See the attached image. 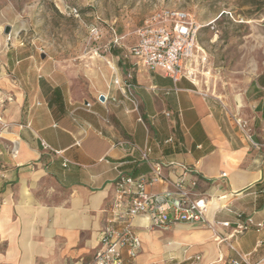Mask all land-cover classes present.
Returning <instances> with one entry per match:
<instances>
[{"label": "crops", "instance_id": "0c3cea01", "mask_svg": "<svg viewBox=\"0 0 264 264\" xmlns=\"http://www.w3.org/2000/svg\"><path fill=\"white\" fill-rule=\"evenodd\" d=\"M122 57L127 59L118 58L115 64L104 59L112 63L111 74H105L106 89L80 98L66 96L60 84L47 80L41 66L25 68L26 75H21L23 67L8 56L6 67L1 65L0 239L9 248L1 255L4 264H36V257L42 264H73L89 258L102 225L100 209L112 195L114 180L120 173L150 172L135 145H150L149 160L171 179L181 175L183 166L191 168L186 183L195 179V192L211 197V218L231 222V228L217 225L218 232L228 234L248 218L264 223V148L251 147L248 135L229 130L235 126L225 124L218 99L194 82L188 62V73L174 82L158 70L136 65L127 50ZM126 74L131 75L129 92L113 84V77L124 79ZM23 79L26 89L20 87ZM251 88L254 120L264 136V70ZM99 94L103 98L98 100ZM87 101L89 108L83 105ZM167 137L173 142L164 144ZM64 158L70 161L66 165ZM165 187L157 183L150 190ZM136 225L141 239L136 264H159L163 258L195 263V256L200 257L195 264H220V255L234 256L229 240L218 243L211 230L184 223L169 229L174 236L182 234L163 243L157 237L158 252L144 237L151 245L162 230L144 228L141 219ZM249 230L255 234L253 245L242 251L239 236ZM142 232H152V237L143 234V240L154 253L143 249ZM231 242L264 264V224L248 226ZM171 243L181 246L182 254H162V247Z\"/></svg>", "mask_w": 264, "mask_h": 264}, {"label": "rangeland", "instance_id": "374dc122", "mask_svg": "<svg viewBox=\"0 0 264 264\" xmlns=\"http://www.w3.org/2000/svg\"><path fill=\"white\" fill-rule=\"evenodd\" d=\"M68 6H75L79 14L68 15ZM163 6L184 9L201 25L196 36L201 50L196 48L187 61L193 68L210 71V76L198 74L199 88L218 99L225 124L235 126L229 130L248 135L251 147L264 148L261 125L254 120L255 96L249 94L264 70V0H0V70L1 65L6 67L8 56L9 62L23 67L21 75H26L25 68L41 66L47 80L60 84L66 96L97 93L107 87L106 72L111 74L104 59L114 64L118 58L124 60L123 53L136 43L135 31L142 19ZM7 24L11 32L5 34ZM116 37L122 38L121 47L114 45ZM114 48L118 54L111 53ZM24 80L20 87L26 89L29 84ZM238 94L243 99L241 108L235 104ZM149 233L142 232V240ZM173 234V230L163 229L160 235H150L151 245L144 240L149 248L158 246L159 252L157 237L163 243L182 233ZM254 236L252 230L239 236L242 251L251 249ZM144 240L143 249L148 251ZM182 249L171 243L162 247V254H182ZM8 250L7 241L0 239V264H4L1 255ZM164 259L159 264L179 263L178 259ZM35 263L42 261L36 257Z\"/></svg>", "mask_w": 264, "mask_h": 264}, {"label": "built area", "instance_id": "2783aa9c", "mask_svg": "<svg viewBox=\"0 0 264 264\" xmlns=\"http://www.w3.org/2000/svg\"><path fill=\"white\" fill-rule=\"evenodd\" d=\"M67 10L68 15L79 14L75 6H68ZM200 28L201 25L184 9L168 6L154 9L142 19L136 29L137 40L127 49V56H130L136 65L158 70L175 82L188 73L185 64L196 49V36ZM93 30H96V27H93ZM121 39L116 37L114 45L121 47ZM130 77V74H126L124 79L113 77V84L129 92L132 88ZM101 95L103 94L96 98L99 100ZM128 95L126 97L136 106L135 99ZM83 105L89 108L91 104L87 101ZM164 114L169 116L168 112ZM172 142V137L163 140L164 144ZM135 148L139 151L141 159L150 164L149 174L131 176L120 173L117 176L113 182L112 195L102 208L104 222L99 229L98 241L92 255L89 258L82 257L73 264H136L135 258L141 247L137 219L143 220L145 224L143 227L148 229H171L181 223L204 227L213 231L216 235L215 241L218 243L230 241L228 247L234 252V256L220 255L218 263H260V260L252 261V252H241L231 240L242 234L250 225L261 228L263 222L254 224L248 218L245 223L237 222L235 228L228 234L218 232L217 225L231 228V222L211 218V197L195 192L197 185L195 179L186 183V175L191 173V168L183 166L181 175L171 179L164 174L158 163L149 160L152 150L150 145L145 144L142 147L135 145ZM69 162V159H63V165ZM225 176L226 173L222 172L221 178ZM157 183L165 184L166 187L160 191H151L150 187ZM258 246L260 243H257L256 247ZM195 259L198 260L200 257L195 256Z\"/></svg>", "mask_w": 264, "mask_h": 264}, {"label": "bare ground", "instance_id": "6f19581e", "mask_svg": "<svg viewBox=\"0 0 264 264\" xmlns=\"http://www.w3.org/2000/svg\"><path fill=\"white\" fill-rule=\"evenodd\" d=\"M8 37H10L8 35ZM196 48L197 50H201V47L196 43ZM196 50V51H197ZM107 64L109 65H112L111 62L107 61L106 62ZM112 67V66H111ZM189 73L192 75V79L194 80V82L200 86V83H199V80L197 79L198 77V74H202V75H206V76H210V71L208 70H200L199 68H190L189 69ZM201 80V79H200ZM235 104L237 105V108H241L243 106V100H242V97L238 94L235 96ZM212 231V230H211ZM213 232V231H212ZM216 236V235H215Z\"/></svg>", "mask_w": 264, "mask_h": 264}, {"label": "water", "instance_id": "95a60500", "mask_svg": "<svg viewBox=\"0 0 264 264\" xmlns=\"http://www.w3.org/2000/svg\"><path fill=\"white\" fill-rule=\"evenodd\" d=\"M3 32H4L5 34L11 32V26H10L9 24L5 25V26H4V29H3ZM41 57L43 58L44 56L41 55ZM100 98H103V95H101Z\"/></svg>", "mask_w": 264, "mask_h": 264}, {"label": "trees", "instance_id": "16d2710c", "mask_svg": "<svg viewBox=\"0 0 264 264\" xmlns=\"http://www.w3.org/2000/svg\"><path fill=\"white\" fill-rule=\"evenodd\" d=\"M111 53L115 55V54H118L119 51H118L117 49L114 48V49H113V52H111Z\"/></svg>", "mask_w": 264, "mask_h": 264}]
</instances>
